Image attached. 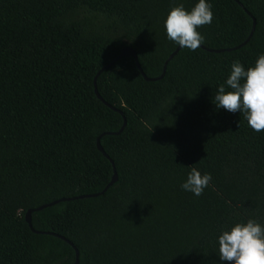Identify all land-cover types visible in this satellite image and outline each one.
<instances>
[{
  "label": "trees",
  "instance_id": "trees-1",
  "mask_svg": "<svg viewBox=\"0 0 264 264\" xmlns=\"http://www.w3.org/2000/svg\"><path fill=\"white\" fill-rule=\"evenodd\" d=\"M208 0L198 29L213 52L180 48L164 22L198 0H0V264H226L218 237L236 223L264 227V132L217 108L231 66L264 54V0ZM250 13L248 14L245 10ZM226 87V91H228ZM100 143L113 165L96 147ZM212 180L182 190L191 168Z\"/></svg>",
  "mask_w": 264,
  "mask_h": 264
},
{
  "label": "clouds",
  "instance_id": "clouds-1",
  "mask_svg": "<svg viewBox=\"0 0 264 264\" xmlns=\"http://www.w3.org/2000/svg\"><path fill=\"white\" fill-rule=\"evenodd\" d=\"M214 19L212 4L198 0L189 11L183 4L172 7L164 22L167 38L181 48L196 51L204 43L199 28L210 25ZM226 87L230 90L226 91ZM216 107L230 113H243L248 126L255 132H264V54L255 65L245 70L237 60L225 84L214 97ZM212 180L210 173L203 175L192 167L182 190L199 197ZM219 259L226 264H264V227L255 219L236 223L230 231L218 237Z\"/></svg>",
  "mask_w": 264,
  "mask_h": 264
},
{
  "label": "water",
  "instance_id": "water-1",
  "mask_svg": "<svg viewBox=\"0 0 264 264\" xmlns=\"http://www.w3.org/2000/svg\"><path fill=\"white\" fill-rule=\"evenodd\" d=\"M235 1H237V2L239 3V5L242 6V3H240L238 0H235ZM244 10H245L248 14L251 15V13H250L247 9L244 8ZM252 20H253V27H252V30H251L250 34L248 35V37H247L243 42L239 43L238 45H235V46H232V47H226V48H207L205 45L201 44L200 47H202V48H204V49H207V50H209V51H213V52L230 51V50H234V49H237V48L241 47L242 45H244V44L248 41V39L250 38V36H251V34H252V32H253L254 25H255V18H254L253 16H252ZM180 48H181V47H180L179 45H177V46L175 47V49H174V50L168 55V57H167V58L165 59V61H164L163 68H162V72H161V74H160L159 76H156V77H149V76H147V75L143 72V70H142V68H141V66H140V64H139V61H138V59H137L136 51H135L132 47H130V46H128V45L123 46V47L121 48L120 53H119L114 59H112V60H111L109 63H107L106 65L100 67V68L97 70V72L95 73L94 78H93V86H94V92H95L96 96H97V97H98L103 103H105L106 105L112 107V106H111L109 103H107V102L101 97V95L98 93V91H97V87H96V78H97V76L101 73L102 70L109 68V67L114 63V61H116L118 58H120V57H122V56H131V57H133L134 60H135V63H136V66H137L138 70L140 71L141 75L144 77L145 80H157V79H159V78H161V77L163 76V74H164V72H165V69H166L167 62H168V61H169V60H170V59H171V58L177 53V51H178ZM112 108H113L114 110H116V111H118L119 113L122 114V111H121V110H119V109H117V108H114V107H112ZM125 124H126V120H125V118L123 117V124H122V126H121L117 131H105V132H102V133L99 134V136H98L97 139H96V147H97V149H98V150H99V151H100V152H101L106 158H108V159L110 160V162L112 163V165H113V161H112V159L108 156V154L104 151V149H103V147H102V145H101V143H100V137H101L102 135H104V134H118V133H120V132L122 131V129L124 128ZM116 180H117V173H116L115 168L113 167V174H112V177H111L110 181L104 186V188H103L101 191H99V192H95V193L79 194V195H74V196H63V197H60V198H58V199H55V200L49 201V202H47V203H43V204H41V205H38V206H36V207L29 208V209H27V211L25 212V215H24L25 221L27 222L28 226L30 227V229H31L33 232H36V233H47V234H52V235H55V236H57V237H60L61 239L65 240L66 242H68V243L74 248V251H75V261H74L72 264H78V250H77V248L75 247V245H74L69 239H67L66 237H64L63 235H60V234H58V233H55V232H52V231H41V230H36V229H34L33 226H32V223H31V213H32L33 211L40 210L41 208H44V207H46V206H50V205H52V204H55V203H57V202H59V201L73 200V199H77V198H85V197H94V196H97V195H99V194L104 193V192L107 190V188H108L110 185H112Z\"/></svg>",
  "mask_w": 264,
  "mask_h": 264
}]
</instances>
